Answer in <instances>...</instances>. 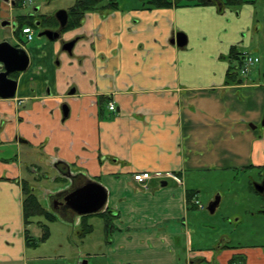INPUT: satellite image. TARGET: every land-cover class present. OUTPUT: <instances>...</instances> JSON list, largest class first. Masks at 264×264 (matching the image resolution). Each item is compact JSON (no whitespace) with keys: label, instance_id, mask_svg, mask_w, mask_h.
Wrapping results in <instances>:
<instances>
[{"label":"crops","instance_id":"1","mask_svg":"<svg viewBox=\"0 0 264 264\" xmlns=\"http://www.w3.org/2000/svg\"><path fill=\"white\" fill-rule=\"evenodd\" d=\"M74 35L69 54L61 45ZM38 37L21 45L29 59L14 96L0 97V264H29L35 247L22 182L54 181L64 162L107 188L112 211L95 213L108 237L100 264H264V238L193 247L188 213L201 208L191 200L201 175L247 173L254 189L264 173V0L92 11L59 39ZM235 53L259 60L242 73ZM140 170L182 180L145 187L132 179ZM252 209L264 219V205Z\"/></svg>","mask_w":264,"mask_h":264},{"label":"rangeland","instance_id":"2","mask_svg":"<svg viewBox=\"0 0 264 264\" xmlns=\"http://www.w3.org/2000/svg\"><path fill=\"white\" fill-rule=\"evenodd\" d=\"M117 1L121 8L147 5V0ZM72 2L73 0H24L20 7L14 8L13 13L25 14L29 9L39 5V13L49 14V12L53 13L58 9L69 7ZM88 13H85V17ZM33 29L35 31L33 41H37L40 29ZM11 35V30L0 27V39L6 36L10 42L14 43ZM36 178L38 180H31L30 183L35 186V195L46 207L49 195L53 191L64 188L65 184L62 182L65 178L60 182L47 180L43 174L37 175ZM191 181L194 180L191 178ZM196 183L197 187L201 188L198 200L201 201L200 204H203V207L190 208L188 211L191 224L189 236H191L193 247L212 248L224 235H228L230 238L228 242L235 246L252 245L263 240L264 219H260V216L256 214L253 215L252 208L256 201L261 203V206L264 205V199L248 186L249 174L241 172L220 174L212 171L198 177ZM191 186L194 187V184ZM215 196H219L220 201L212 213L207 210L206 206ZM255 210L258 209L255 208ZM36 219L46 221L42 216H38L28 224L29 231L35 238L42 234L41 227L35 223ZM89 221L93 225V231L84 237L78 235L74 223L69 224L57 218L49 221L48 238L28 250L29 264H81L85 259L87 264H100L103 260L100 257V250L104 249L107 237L103 229L104 220L98 215H93ZM30 253L37 258H31Z\"/></svg>","mask_w":264,"mask_h":264},{"label":"flooded vegetation","instance_id":"3","mask_svg":"<svg viewBox=\"0 0 264 264\" xmlns=\"http://www.w3.org/2000/svg\"><path fill=\"white\" fill-rule=\"evenodd\" d=\"M24 0H4L5 3H7L9 8H3L2 10L7 13L6 15L4 14L3 16L0 17V27L1 29H9L12 32L11 37L14 39V43L10 42L8 40V37L3 36L0 39V43L3 41L9 42L12 46H19L22 47V44H26V42H29L31 39H29L27 36H25L24 34L21 33V27L24 26L23 23L26 20H30L31 22V27L32 28H36V29H40L39 32L47 30V29H53L54 32H56L58 35L55 37L57 39H59L62 35V33L68 29H74L76 26L80 25V23L82 21H84L85 17H80L78 21H80L77 25H74L73 27H68V23L72 21V16L71 15V10L76 7H78V10L80 9L79 6H77L78 0H73L72 5H70L67 8H61V9H65L68 19L65 25H61L60 26V21L58 19V17L56 16V12L61 10L58 9L53 13H39L40 10V6H34L32 9H29L28 11L25 12V14L21 13V14H14V8L16 7H20L23 4ZM48 1V0H46ZM116 1V0H115ZM118 7H120V3L119 1H117ZM80 12V10L78 11ZM99 12L101 14H103L105 11H100ZM86 13V12H85ZM85 15V14H84ZM53 34V33H52ZM44 36V35H42ZM46 37V36H45ZM79 35H74V37L72 38H67L65 40H63L62 45H61V49L64 51H67L69 54H73V48L75 46V44L78 42L79 40ZM74 41L73 46L68 50L66 48V44L70 43ZM1 67V65H0ZM1 70H3V67H1ZM0 70V71H1ZM19 72V70H16L14 72L9 73V76L14 78L16 76V74ZM64 169L62 168H58L57 171H59V175H57V177L55 178L54 181H59L63 178H65L64 183L66 185V183H68V180H70L71 182V186L70 187H75L76 185H81L80 182V176L83 175L84 173L81 172H73L69 166V164H67L66 162H64ZM71 174V175H70ZM73 174H77V176L72 177ZM40 175V174H38ZM31 187V190L34 192L35 190V186L28 183ZM252 185L254 187V189L258 192V194L264 198V173L261 174L260 178L257 181H252ZM263 188L261 193L258 191L259 188ZM70 189V188H69ZM64 188H60L57 191H53L49 196L48 199V204L47 206H43V204L40 202L39 198V202L41 203L42 207L45 208L46 210H50L52 211L55 215H57L58 217L60 216V218L64 219L65 221H68V223H74L75 221L78 220V218L80 219L79 224H81L80 222L83 220V215H87V214H83L82 216H77V214L71 209H68L66 207H64V200H63V196L65 194ZM111 209H109L107 207V209H105L104 211L98 212V213H111ZM88 217V216H87Z\"/></svg>","mask_w":264,"mask_h":264},{"label":"water","instance_id":"4","mask_svg":"<svg viewBox=\"0 0 264 264\" xmlns=\"http://www.w3.org/2000/svg\"><path fill=\"white\" fill-rule=\"evenodd\" d=\"M56 16L60 21V26L66 24L68 16L65 9L57 11ZM38 35H44L50 39L56 37L58 34L50 28L38 32ZM174 40L179 46H182L186 43V35L182 32L177 33L176 38L171 39V41ZM73 44L74 41L66 44V48L69 50ZM28 59V53H26L23 47H14L6 41L0 43V65L3 67V70L0 71V97L5 98L14 96L17 80L10 77L9 73L16 70H24L28 66ZM262 123H264V120ZM75 176H77V174L72 175V177ZM70 180H68V184L64 186V190H66L63 196L64 207L70 210L72 209L79 217L83 214H95V212L102 211L106 208L108 201L107 188L100 181L86 179L81 185L70 187ZM165 183L166 180L163 181V184ZM262 189L261 187L258 191L261 193ZM219 201V196H215L206 206L207 210L213 213ZM81 264H87V260L85 259Z\"/></svg>","mask_w":264,"mask_h":264},{"label":"trees","instance_id":"5","mask_svg":"<svg viewBox=\"0 0 264 264\" xmlns=\"http://www.w3.org/2000/svg\"><path fill=\"white\" fill-rule=\"evenodd\" d=\"M221 1L222 5L229 6V7H238L241 3H243L245 0H219ZM79 4V10L78 7L71 10L72 21L68 23V27H73L74 25H77L80 21V17H84L85 12H92V11H105L109 12L111 10L117 9L118 4L115 0H78ZM216 0H147L146 6L150 8H156V7H165L168 8L170 6H180V5H204V4H215ZM29 24L31 25L30 20H26L23 25ZM236 54V53H235ZM237 57H239L238 54H236ZM242 56V55H241ZM239 57L238 59H242V57ZM234 71H237L234 69ZM232 70L229 72V76H231ZM22 192H23V202H22V209H23V221H25V233H26V243L31 246H37L38 243L42 240H45L48 238L50 231L48 222L56 220L55 214L50 211L46 210L42 207L41 203L39 202L37 196L35 193L31 190L30 185L27 181L22 182ZM190 199V198H189ZM104 214V213H99ZM42 216L44 220H35V223H37L41 227V236L34 237L31 232L29 231L28 224L32 221H34L35 217ZM90 215H83V220L79 224L78 230L80 231V236L84 237L85 234L92 231V225L88 222V217Z\"/></svg>","mask_w":264,"mask_h":264},{"label":"built area","instance_id":"6","mask_svg":"<svg viewBox=\"0 0 264 264\" xmlns=\"http://www.w3.org/2000/svg\"><path fill=\"white\" fill-rule=\"evenodd\" d=\"M22 32L28 37V38H31L32 36V29H30L29 26H26L24 28L21 29ZM258 60V57L257 56H251V55H247L245 58H244V63H243V67L241 68V72L242 73H245L247 72L248 68H249V65L254 63V61H257ZM114 102H110L109 105H108V109L110 110H114ZM157 177V178H165V177H170V178H173L174 180H178V181H181V177H179V175L177 173H175L174 171H164V172H161V171H154L153 173L148 171V170H140V171H136L133 173L132 177L133 179L138 182L139 184H142L143 186H146V181L148 179H150L151 177ZM195 200V203L198 204L199 206L200 203L198 200L194 199ZM202 207V206H201Z\"/></svg>","mask_w":264,"mask_h":264}]
</instances>
